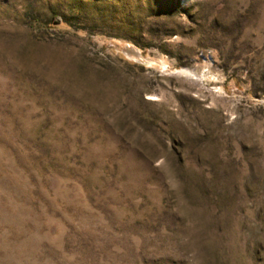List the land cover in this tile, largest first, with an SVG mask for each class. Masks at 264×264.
<instances>
[{
    "label": "rangeland",
    "instance_id": "rangeland-1",
    "mask_svg": "<svg viewBox=\"0 0 264 264\" xmlns=\"http://www.w3.org/2000/svg\"><path fill=\"white\" fill-rule=\"evenodd\" d=\"M0 264H264V0H0Z\"/></svg>",
    "mask_w": 264,
    "mask_h": 264
},
{
    "label": "trees",
    "instance_id": "trees-1",
    "mask_svg": "<svg viewBox=\"0 0 264 264\" xmlns=\"http://www.w3.org/2000/svg\"><path fill=\"white\" fill-rule=\"evenodd\" d=\"M60 21H65L63 19L62 15L61 14H58V13H52L49 22L58 23Z\"/></svg>",
    "mask_w": 264,
    "mask_h": 264
}]
</instances>
